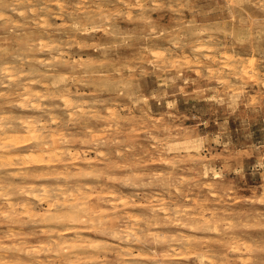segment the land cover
<instances>
[{"label": "clouds", "instance_id": "9594fccd", "mask_svg": "<svg viewBox=\"0 0 264 264\" xmlns=\"http://www.w3.org/2000/svg\"><path fill=\"white\" fill-rule=\"evenodd\" d=\"M0 264H264V0H0Z\"/></svg>", "mask_w": 264, "mask_h": 264}]
</instances>
